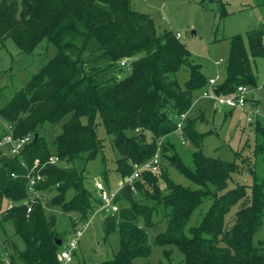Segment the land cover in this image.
<instances>
[{
    "label": "trees",
    "instance_id": "trees-1",
    "mask_svg": "<svg viewBox=\"0 0 264 264\" xmlns=\"http://www.w3.org/2000/svg\"><path fill=\"white\" fill-rule=\"evenodd\" d=\"M6 39L23 54L32 53L43 40L55 47L53 57L0 109L13 137L31 136L45 123L56 127L70 116L51 142L35 134L37 138L15 157L5 155L0 146V199L15 203L2 212L24 244L19 252L10 243L11 264H60L62 244L58 246L57 241L63 243V239L55 237L56 217L47 216L46 209L58 207L63 214L75 213L80 221L74 224H84L95 199L74 168L45 163L51 156L58 163H72L81 154L87 160L96 158L102 147L96 132L100 124L112 136L119 155L115 165L120 180L131 175L135 165L150 160L161 141V160L197 187L177 184L161 169L158 175L144 172L135 182L147 204L135 200L128 187L122 189L115 200L121 204L118 211L101 222L105 238L119 233L117 254L103 264H132L135 258H146L150 254L148 234L155 228L153 218L159 209L167 211L163 214L167 228L154 237V243L176 245L184 256L183 264H264V246L252 243L264 218V186L240 185L224 192L238 165L203 155V134L197 132L195 119L186 117L181 128L193 146L190 165L173 151L171 139L180 116L189 112L195 94H201L208 84L175 34H156L151 18L132 10L129 0H22L19 6L17 0H0V44ZM259 58L264 59L262 25L247 32L246 41L239 35L232 38L226 77L213 88L214 93L231 95L238 86L255 89L257 78L251 63ZM116 66L125 67L128 74L104 80L103 70ZM184 68L188 79L181 86L174 75ZM143 132L150 134L149 141ZM35 162L33 172L43 177L35 186L41 198H36L27 213L25 175ZM70 190L73 196L67 199ZM52 192L55 195L44 203L43 195ZM207 202L199 222L188 227L194 212ZM234 205L238 210L227 228L225 216ZM0 264L4 263L0 260Z\"/></svg>",
    "mask_w": 264,
    "mask_h": 264
},
{
    "label": "rangeland",
    "instance_id": "rangeland-1",
    "mask_svg": "<svg viewBox=\"0 0 264 264\" xmlns=\"http://www.w3.org/2000/svg\"><path fill=\"white\" fill-rule=\"evenodd\" d=\"M21 1L17 0L18 6ZM129 3L132 10L146 14L151 18L156 34L163 31L179 34L178 40L190 52V62L199 65L205 78L208 81L213 79L216 82L215 85L225 80L232 38L239 35L246 41L247 32L258 29L261 25L264 29V0H129ZM54 54L55 47L46 40H43L30 54H23L11 39H6L0 44V109L16 92L28 84L31 77ZM215 62L220 64L215 65ZM251 67L257 78V87L250 89L244 110L216 107L214 101L204 98H199L195 102L201 95L199 93L195 94L191 108L185 114L186 117L196 120V130L203 134L202 153L204 156L227 162L235 161L238 165L237 172L230 176L224 192L233 190L240 185L251 187L258 184L264 186V84H262L264 59H256L254 63H251ZM186 69H181L174 75L181 86L188 79ZM103 72L104 80H108V78L117 80L120 76H126L129 71L125 67L116 66L107 72L103 70ZM69 119V115L65 116L56 127L45 123L37 127L36 132L31 136L33 138L35 134H38L45 141L51 142L61 132V125ZM82 121L85 122L84 119ZM10 132V126L0 117V137L3 135L4 138ZM96 132L102 145L96 158L87 160L86 154H81L72 163H58L63 168L72 167L82 175L84 187L95 199L94 209L91 213L89 212V215L94 214V216L90 215L84 221L88 225L77 243L72 261L66 264H103L112 260L119 250V233L113 232L105 238L101 224L105 217L112 213L116 214V212L99 210L100 207L97 206L98 191L95 189L97 180L104 184L107 191L116 189L120 177L116 172L115 160L119 155L113 146L112 136L105 133L101 124L98 125ZM126 134L133 135L130 131H127ZM144 134L145 140L149 141L150 134L147 132ZM175 137L171 139L174 144L173 151L182 161L190 165L193 146L183 137L181 131L176 132ZM1 149L5 155L9 154L8 145L4 146L1 143ZM49 149L53 155L54 148L50 146ZM162 150L164 149H161V155ZM164 155L169 154L166 152ZM161 169L167 171L173 182L186 188H197L179 175L164 158L161 160ZM249 192L250 190L247 188V193L249 194ZM37 194L41 198L40 193ZM54 195L55 192L44 194L43 202L47 203ZM71 196H73L72 190L67 192L66 198L69 199ZM133 197L141 204L148 203V200H144L140 191L136 189L133 192ZM0 202V260L4 264H11L10 243L12 242L19 252L24 250V244L14 234L11 221L7 220L2 212L7 208L9 201L0 199ZM120 206L121 204L118 205V208ZM208 206L207 202L194 212L188 227L199 222ZM237 210L238 205H234L226 214L225 225L227 228L233 224ZM165 212L167 211L159 209V213L153 218L155 228L148 234L150 254L146 258L133 259L132 264H183L184 256L176 245L154 243V237L166 231L167 219L163 216ZM49 214L56 217L54 235L57 239H63L62 248L64 244L74 238L73 230L81 225L80 222L74 223L80 220L77 214H63L58 207L46 209V215L49 216ZM88 221L90 222L88 223ZM188 229L186 228L184 231L187 236ZM252 243L260 248L264 246V218L260 229L253 236ZM13 264L21 263L16 261Z\"/></svg>",
    "mask_w": 264,
    "mask_h": 264
},
{
    "label": "built area",
    "instance_id": "built-area-1",
    "mask_svg": "<svg viewBox=\"0 0 264 264\" xmlns=\"http://www.w3.org/2000/svg\"><path fill=\"white\" fill-rule=\"evenodd\" d=\"M176 38H179V34H176ZM125 61L121 62V65H124ZM219 62H215V65H219ZM216 82L213 79L208 81L207 87L202 91L200 97L208 100H212L215 102L216 106L226 107L229 109H240L244 110L246 106V98L250 93V89L246 86H238L236 91L227 96H218L214 93L213 88L216 86ZM264 84V80L262 82ZM186 118V115H181L179 118V122L177 123L176 132L181 131L183 122ZM249 120V119H248ZM11 129V127H10ZM137 132V130H136ZM32 140V136L28 135L26 137L15 138L12 135V130L9 135L5 136L1 143L5 146H9V156L15 157L18 156L24 147ZM184 143V142H183ZM161 141L158 142L157 149L150 160L145 162L144 164L133 167L131 175L128 177L121 179L114 191H107L105 189L104 184L97 180L95 184V189L98 191L99 198V210H106L117 212L118 205L116 204V196L117 194L124 188L128 187L131 192L135 191V182L139 180L140 176L144 172H151L153 174H160L161 171ZM45 164L49 165H57L58 159L55 156H51ZM37 162L31 169H27V173L25 175V179L27 180V194L29 195V200L25 201L24 204L27 205V213L31 211L36 198H39L38 191L35 190V186L39 181H43V177L39 173H35L33 171L36 170ZM26 169V167H25ZM15 176V175H14ZM15 205L14 202H9L7 208L10 209ZM87 223L81 224L80 227L74 233V238L68 241L64 246L60 249L58 253L59 261L63 263H70L72 261V255L74 250L76 249L77 243L81 238L82 232L86 229Z\"/></svg>",
    "mask_w": 264,
    "mask_h": 264
},
{
    "label": "crops",
    "instance_id": "crops-1",
    "mask_svg": "<svg viewBox=\"0 0 264 264\" xmlns=\"http://www.w3.org/2000/svg\"><path fill=\"white\" fill-rule=\"evenodd\" d=\"M199 98H201L200 97V95H199V97H197V99L195 100V102L199 99ZM216 105V104H215ZM216 107H219V106H216ZM226 108V107H225ZM229 109V108H228ZM94 213V212H93ZM95 215H97V213L95 212ZM91 216H94V214H91ZM90 221H88V223H89Z\"/></svg>",
    "mask_w": 264,
    "mask_h": 264
},
{
    "label": "water",
    "instance_id": "water-1",
    "mask_svg": "<svg viewBox=\"0 0 264 264\" xmlns=\"http://www.w3.org/2000/svg\"><path fill=\"white\" fill-rule=\"evenodd\" d=\"M37 138V135H34V139H36ZM61 244V240H58L57 241V245L59 246Z\"/></svg>",
    "mask_w": 264,
    "mask_h": 264
}]
</instances>
